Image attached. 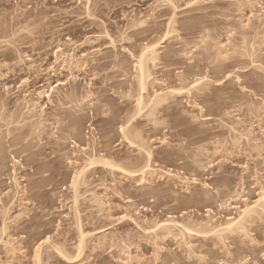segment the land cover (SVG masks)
Listing matches in <instances>:
<instances>
[{"label": "rangeland", "instance_id": "374dc122", "mask_svg": "<svg viewBox=\"0 0 264 264\" xmlns=\"http://www.w3.org/2000/svg\"><path fill=\"white\" fill-rule=\"evenodd\" d=\"M247 1L0 0V28L10 30L11 17L22 15L30 23L15 29L32 39L0 64L3 116L42 123L35 133L29 125L10 133L15 145L0 129L7 137L0 142V264L264 261V211L245 232L219 238L209 229L264 192V0ZM153 44L159 59L151 80L158 81L149 93H182L138 120L148 162L119 127L134 105L130 54ZM14 65L17 76L5 79ZM180 76L208 86L190 91ZM91 157L132 172L148 162L149 170L130 178L87 166L76 201L71 179ZM168 219L187 228L167 233ZM77 224L86 234L81 252ZM41 240L48 243L36 258Z\"/></svg>", "mask_w": 264, "mask_h": 264}, {"label": "bare ground", "instance_id": "6f19581e", "mask_svg": "<svg viewBox=\"0 0 264 264\" xmlns=\"http://www.w3.org/2000/svg\"><path fill=\"white\" fill-rule=\"evenodd\" d=\"M167 2H169L170 0H166ZM242 1V0H241ZM246 2L245 3H248V1L247 0H245ZM251 1H253V0H251ZM172 2V1H171ZM171 2H169L170 4H171ZM254 2V1H253ZM252 2V3H253ZM256 2V1H255ZM244 3V4H245ZM242 4H243V2H242ZM249 4V3H248ZM172 5V4H171ZM247 5V4H246ZM170 21L172 22V18L170 19ZM169 21V22H170ZM23 22H27V24H29L30 23V20H26V18L25 17H23L22 15H19V14H17V15H14V16H12L11 17V19H10V24H12L13 25V27L12 28H10V30L9 29H7V30H9V31H5L3 28L1 29V32H0V45H2V44H4V46L6 47V50H4V51H2V52H0V59H1V63L0 64H4V63H6V62H10V61H12L13 59H12V56H13V53H15L14 54V56H18L17 54H19L20 55V53H22V49H24V48H21V47H23V46H26V45H29L30 43H32V39L31 38H29L27 35H28V32L29 33H31L28 29H27V32L25 31L26 29L25 28H21V29H15V27L17 26V25H19L20 23H23ZM170 22V23H171ZM31 23H34V22H31ZM0 27H1V25H0ZM25 29V30H24ZM23 34H22V33ZM24 33H27V35L25 34L24 35ZM22 34V35H21ZM29 36H30V34H29ZM20 42V43H19ZM3 46V47H4ZM156 46H157V44L156 45H148V46H146V47H144V48H141V50H139L138 52H137V54L136 55H133V54H130V56L132 57V58H134L135 59V63H134V65H133V73L131 74L132 75V81H133V92H134V100H133V102H134V105H133V109L131 110V113L129 114V115H127L128 117L126 118L125 117V120L123 121L124 123L119 127L120 128V135H121V139L124 141V142H126L128 145H130L131 147H136L137 148V146H138V150L137 151H140V150H143L144 151V155H145V157H146V159H147V161L149 160V157H151V156H149V152L148 151H146L145 149H144V143H143V138H142V134H140V131L138 130L139 128H138V120L140 119V118H146V119H148V118H152L153 116V114L155 113V112H158L157 110H160V108L161 107H163V105L166 103V100H168L167 98L169 97V96H171V94H174V93H177V94H175V95H178V93H180L181 92V90H180V92L178 91V89H174L173 90V88H172V90H170L169 88V90L170 91H167V92H165L164 90L162 91V90H160V92H159V90H154L153 91V94H150L149 93V84L151 85V81H152V84H154V82L156 83L157 81H156V79L155 80H151V77L153 76L152 74V72H151V69L153 68V67H156V64H155V61L157 62V60L159 59L158 58V55H157V48H156ZM26 48V47H25ZM117 63L115 64L116 66H117V68H119V69H123L122 68V60L120 61V60H118V61H116ZM124 65V64H123ZM8 70H11V72L12 73H10L9 75H8V77H5V79H13L14 77H16L17 76V72L19 71V69L17 68V67H15V65L14 66H12V67H8L7 68ZM163 70V69H162ZM161 70V71H162ZM168 73V72H167ZM164 76H166V74L164 75ZM1 77V76H0ZM181 78L178 80L179 82L181 81V83H184V81H185V78H183L182 76H180ZM185 77V76H184ZM179 78V77H178ZM187 76H186V81H185V84L190 88V91L191 90H197V91H202V90H204L205 88H206V86H208V82L206 83V82H199V81H197V80H192V82H188L189 83V85L187 84ZM154 81V82H153ZM161 83V82H160ZM159 83V84H160ZM158 84V85H159ZM185 84L181 87L182 88V90H183V88H184V86H185ZM162 85V84H161ZM164 85V84H163ZM182 85V84H181ZM180 85V86H181ZM191 85V86H190ZM187 86H185V87H187ZM187 87V88H188ZM192 88V89H191ZM153 89V88H152ZM167 89V88H166ZM180 89V88H179ZM173 91H174V93H173ZM177 91V92H176ZM187 92V94L189 93L188 91H189V89H187L186 90ZM71 92V91H70ZM72 93V92H71ZM182 93V92H181ZM66 95H69V94H66ZM65 95V97H67V99H69L68 98V96H66ZM70 95H72V94H70ZM48 96V95H47ZM174 96V95H173ZM71 97V96H70ZM170 98V97H169ZM50 99V98H49ZM63 99H65V98H63ZM61 101V100H60ZM65 101V100H64ZM64 101H61V104H57L56 103V105H62L63 104V102ZM59 103V102H58ZM166 105V104H165ZM58 106H56V107H58ZM59 106V107H60ZM5 107H6V103H5V101L3 100V98H1L0 97V129L1 128H4L5 127V130H1L2 131V133H5V135H7L8 136V138L7 137H5V135H2L1 136V132H0V142H1V140L2 139H4V138H7L8 139V141L7 142H9V144H11V145H15L17 142H14V141H16V140H14V138H15V135H13L14 137H11L12 135V132L13 133H22L23 131L22 130H24V129H26L25 127H26V125L28 126L29 124H27L26 122H25V119L26 118H28V117H24L22 120H20V121H13L12 123L10 122H8L6 119L7 118H4L5 116H3V112H4V109H5ZM29 107V106H28ZM27 108V107H26ZM29 110V109H28ZM29 113V112H28ZM4 114L6 115V113L4 112ZM155 115V114H154ZM7 116V115H6ZM54 116V115H53ZM52 116V117H53ZM8 117H9V115H8ZM69 118H71V117H69ZM76 118V117H75ZM74 118V119H75ZM78 118V117H77ZM150 118V119H151ZM54 119H56V117H54ZM53 119V120H54ZM74 119H73V121L71 120V124H73V122H75L74 121ZM80 119V118H79ZM58 120L59 119H57V123H58ZM70 120V119H69ZM69 120H67L68 122V124L70 123L69 122ZM75 120H77V119H75ZM41 121V120H40ZM77 121H79V120H77ZM152 121V120H151ZM2 122H4V124H2ZM36 122L38 123V126H39V124L41 123V122H39V121H35V122H33V123H35L36 124ZM56 123V122H55ZM77 123V122H76ZM35 124H33V126L31 125V127H30V125L28 126L29 127V129L30 128H32L33 127V129H34V133H35V130L36 129H38V131H39V128L40 127H38V128H34V126L36 127V125ZM67 124V125H68ZM75 124V123H74ZM4 125V126H3ZM10 125H14V127L13 128H10L9 126ZM41 125H42V123H41ZM3 126V127H2ZM68 126H70V129H71V125L69 124ZM73 126V125H72ZM27 127V128H28ZM75 126H73L72 128H74ZM23 128V129H22ZM124 129V131L122 132L121 131V129ZM32 130V129H31ZM31 130H30V132H31ZM41 130V129H40ZM22 131V132H21ZM33 131V130H32ZM72 131V130H71ZM37 132V131H36ZM11 133V134H10ZM31 134H33L32 132H31ZM37 134H39V133H37ZM4 136V137H3ZM9 137H11V138H9ZM59 138H61L62 139V137L61 136H59ZM65 137H63V139H64ZM9 139H10V141H9ZM15 139H17V138H15ZM41 139V138H40ZM39 138H38V141H40L41 142V140H40ZM61 139H58V137L56 138V142H57V140H61ZM63 139H62V141H63ZM65 140V139H64ZM121 140V141H122ZM3 141V140H2ZM5 141H6V139H5ZM14 142L13 144L11 143V142ZM61 141V142H62ZM6 142V143H7ZM47 143L48 142H46L45 143V145H47ZM58 143V142H57ZM57 143H54V145L57 147V146H59V145H57ZM60 143V142H59ZM1 144V143H0ZM147 147V146H146ZM149 150V149H148ZM142 151V152H143ZM2 151H0V153H1ZM143 155V156H144ZM3 156H4V154H3ZM140 156V155H139ZM2 157V154L0 155V158ZM4 158V157H3ZM95 158H97V157H95ZM99 158V157H98ZM105 157H102V158H99V159H92V157L89 159V161H88V159L86 160V161H88L86 164H84L83 166H81V168L77 171V173L76 174H74V176L72 177V179H71V185H72V193H73V199L74 198H76L77 197V194H76V189H78L77 187L79 186V182H80V180L82 181V176L84 177V174L86 173V170L88 169V168H90V167H93V165L95 166L97 163L99 164H101V165H103V167L105 166V167H108L109 169H112L113 171L115 170L116 172H118V173H123L122 175H127L128 177H130V178H135V177H137L138 175H144L145 174V172L147 171V170H149L148 168H149V161L148 162H145L146 163V165H144L143 167H141L140 166V164H141V160L143 159H140L139 161H141L140 162V164H139V166L141 167H139V168H137V169H139V170H133L134 172H132V171H127L126 169H123V168H121V167H119V166H117V165H114L113 164V161H107V159H104ZM141 158V157H140ZM151 159V158H150ZM2 162V158H1V161H0V165L2 164L1 163ZM96 163V164H95ZM144 163V164H145ZM92 165V166H91ZM87 166H88V168H87ZM90 166V167H89ZM89 170V169H88ZM87 170V171H88ZM110 171V170H109ZM112 171V172H113ZM137 171V172H136ZM36 175H38L37 173H36ZM126 176V177H127ZM144 177V176H143ZM82 178V179H81ZM141 178V177H140ZM80 179V180H79ZM81 184V183H80ZM76 195V197H75V195ZM74 200H76V199H74ZM77 201V200H76ZM75 201V202H76ZM75 202H73V203H75ZM243 206H241V208H238V212L236 213V216L234 217V218H232V219H228V220H226L227 222H224V224L223 225H218L217 227L215 226H213V228H212V230H211V227H209V229H210V232L212 233V234H216V236H219V238H221L222 236V234H228L229 232H230V234H231V232L233 233L234 231H236V232H239V231H237V230H244V227H245V225L246 224H248L249 223V221H251L250 219H252V218H254V216H256L258 213H260V212H263L264 211V192L262 193V192H260L259 193V195H258V198L254 201V202H250V203H248L247 201V203L245 202V198L243 199ZM76 204V203H75ZM237 208V207H236ZM264 213V212H263ZM261 214V213H260ZM259 214V215H260ZM258 216V215H257ZM169 218V217H168ZM256 218V217H255ZM258 218V217H257ZM172 219V218H171ZM170 219V220H171ZM169 220V219H168ZM169 220V222L167 221V223H165V224H163L162 222V230H164L165 232H169L170 231V233L173 231V227H171L172 225L176 228L178 225H179V227H181L182 228V230H183V228H187V227H182V226H180V223L178 224V222L176 223L175 221H173V220H171L170 221ZM255 220V219H254ZM253 221V220H252ZM159 224L158 225H160V222H158ZM78 224H80V223H78ZM77 224V228H78V230H77V232H78V238H79V241H78V243H77V247H76V249H77V251L78 252H81V245L84 243V242H82L83 240H84V238H85V233L83 232V230H82V228H81V225H78ZM3 225V224H2ZM156 225V224H155ZM207 225V224H206ZM161 226V225H160ZM204 226V225H203ZM156 227V226H155ZM158 227V226H157ZM172 228V230H171V228ZM178 227V228H179ZM5 229V228H4ZM3 229V230H4ZM160 229V228H159ZM177 229V228H176ZM245 229H246V227H245ZM177 230H181V229H177ZM181 230V231H182ZM184 230H187V234H188V232H190V233H192V232H195V233H197V231H192L191 229L190 230H188V229H184ZM192 231V232H191ZM242 232V231H241ZM244 232H245V230H244ZM182 233V232H181ZM189 233V234H190ZM195 233H192V234H194L195 235ZM172 234V233H171ZM188 234V235H189ZM198 234V233H197ZM47 239V238H46ZM47 241V240H46ZM84 246V244L82 245V247ZM77 252V253H78ZM40 253V252H39ZM37 254V255H36ZM37 256V257H36ZM35 257L36 258H39V256H38V253H37V251L35 250Z\"/></svg>", "mask_w": 264, "mask_h": 264}, {"label": "snow or ice", "instance_id": "6c2138e0", "mask_svg": "<svg viewBox=\"0 0 264 264\" xmlns=\"http://www.w3.org/2000/svg\"><path fill=\"white\" fill-rule=\"evenodd\" d=\"M121 131L123 132L124 129L122 128ZM47 243H48V241H46V240H41L40 243L36 245V251H37V253L40 252V250H41V245H43V244H47ZM76 258H77V259L79 258V254H78V253L76 254ZM64 259L67 260V256H65ZM56 264H59V262H56ZM261 264H264V261H262Z\"/></svg>", "mask_w": 264, "mask_h": 264}]
</instances>
